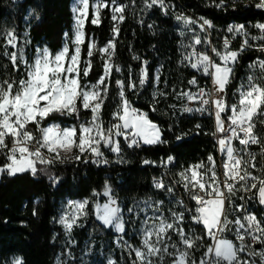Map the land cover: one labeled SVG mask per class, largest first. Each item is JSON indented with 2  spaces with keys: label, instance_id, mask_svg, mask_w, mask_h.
I'll use <instances>...</instances> for the list:
<instances>
[{
  "label": "snow or ice",
  "instance_id": "snow-or-ice-1",
  "mask_svg": "<svg viewBox=\"0 0 264 264\" xmlns=\"http://www.w3.org/2000/svg\"><path fill=\"white\" fill-rule=\"evenodd\" d=\"M214 6L226 9L228 3L218 0ZM249 6L264 11V0H249ZM154 8L167 15L172 5L166 0H139V4L137 0L124 3L73 0L72 29L64 32L62 47L53 53L48 46L37 45L31 59L27 30L18 33L15 28L0 29L3 41L0 56L10 62L15 73L23 72L19 80L12 75L0 80V156L4 158L0 175L31 173L35 177L42 173L55 186L60 177L50 169L57 164L75 161L107 165L113 161L106 152L115 155V163H125L122 141L128 148L167 143L159 125L151 121L146 112L134 107L127 95L128 92L139 94L145 85L151 84L152 111L157 110L161 99L173 95L177 100L189 102L183 104L180 113L206 114L214 118L211 135L221 157L219 167L223 170V179L212 153L206 161L186 168L182 166L171 178L167 171L153 177V187L166 193L169 203L175 205L168 209V216L162 211L164 200L149 198L122 208L106 181L101 191L93 190L91 197L67 201L60 215L54 218L53 222L62 227L66 237L65 249L56 257L55 264H74L71 248L76 241L72 233L74 228L82 226L81 219L90 214L117 234L115 243L128 253L131 264H264V219L258 218L249 207L251 203L264 207V165L258 168L256 164L257 155L264 158V138L256 131L257 121L264 123L260 119L264 117V59L257 57L248 65L249 74L233 91V96H238L236 102L229 104L226 98L228 87L236 78L240 52L255 48L264 53V22L253 25L256 35L250 34L243 24L229 25L226 32L230 35H225L221 46L217 47L206 34L213 27L211 21L175 13L181 38L180 63L210 78L212 87H201L197 76L193 75L188 80L191 88L177 91L174 87L169 93L159 87L163 65L150 71L149 61L139 55L132 56L133 60L141 62L138 73L129 66L126 79L115 78L116 73L123 71L115 63V54L126 12H136L143 25L144 17ZM105 9L113 21L112 35L100 46L95 36L86 32V22L90 20L92 25L99 26ZM28 17L39 19L34 10H30L25 19ZM147 27L151 30L154 24ZM237 37L242 38V42L240 48L234 50L231 45ZM85 45L86 55H83ZM97 54L102 73L93 82L89 76L94 71L93 59ZM3 67L6 70L8 65ZM113 80L118 90L116 103L111 118L105 120L103 112ZM164 83L166 88L167 81ZM168 107L176 109L174 104ZM54 116L70 118L72 122L53 120L49 123ZM201 127L195 125L197 131ZM185 135L181 133L176 139L179 141ZM234 141H238L239 148ZM252 145L259 146V153L250 150ZM174 159L173 156L162 158L158 165L145 159L143 164L169 169ZM256 172L259 175L254 174ZM177 186L183 188L194 206L190 207L177 196ZM236 198L241 203L237 204ZM125 213L130 218L126 219ZM36 214L34 209L33 215ZM186 217L193 225H202L203 234L194 228L186 229ZM137 222L139 227L134 235L140 240L139 246L125 239L126 226L130 223L135 226ZM228 233L235 240L228 238ZM173 235L178 239L174 240ZM197 252L199 257L195 255ZM11 264H23V260L16 257ZM107 264L118 262L109 257Z\"/></svg>",
  "mask_w": 264,
  "mask_h": 264
},
{
  "label": "trees",
  "instance_id": "trees-1",
  "mask_svg": "<svg viewBox=\"0 0 264 264\" xmlns=\"http://www.w3.org/2000/svg\"><path fill=\"white\" fill-rule=\"evenodd\" d=\"M71 1L0 0V29L15 28L18 33L27 30L31 40L28 56L34 53L37 45H46L54 53L62 47L64 32H71L72 29ZM120 2L124 3L125 0H120ZM178 3L180 7L187 10L210 16L215 23L221 26L231 20L264 21V12L255 11L251 7H242L238 2L233 3L236 6L234 11L229 9L230 2L228 7L221 11H217L214 7H207L205 0H178ZM30 10H34V13L39 15V19L28 17L26 20L25 17L28 16ZM125 15V21L120 24L115 54V63L120 64L123 71L115 74V78L126 79L129 66H132L138 73L141 62L132 59L135 54L149 61L150 71L163 65L159 85L161 90L172 93L174 87L177 91L185 89L187 79L199 74L180 63L181 38L178 34L177 21L161 16L156 8L144 17L145 24L143 25L139 23V16L136 12L129 11ZM148 24H154V28L150 30L147 27ZM112 25L110 13L105 9L102 13L101 24L94 26L89 20L86 22V32L94 35L97 43L103 46L111 38ZM2 44L3 41L0 40V46ZM82 54L86 55V45ZM257 57L264 59V53L245 51L239 56L235 67L236 78L227 91L235 87L238 80L247 77L248 64ZM4 64L8 65L6 70L3 67ZM93 66L94 71L90 73L89 79L95 82L98 75L102 73V63L98 54L93 59ZM9 75L19 80L23 72L15 73L10 62L0 56V80L8 78ZM165 80L167 81L166 88ZM116 92L113 80L109 99L106 102L107 106L103 112L105 120L111 118V112L116 103L114 99ZM152 92L153 86L147 84L139 94L128 92L127 95L134 107L146 112L149 119L159 125L163 130V139L167 143L142 144L138 148H128L121 138L125 163H115V155L106 152L109 160L113 161L108 165L97 166L91 162L75 161L57 164L50 169L52 173L60 177V182L55 186L42 173H38L35 177L31 173L15 176H8L6 173L0 175V264H8L10 256H18L23 260V264H55L56 257L65 249L66 240L62 227L53 222L54 218L58 217L60 202L65 198H89L93 190L101 191L106 181L111 185L115 195L119 196V201L123 202L122 208L127 209L136 202L151 198L152 200H164L162 211L165 216L169 215L168 209L175 205L169 203L166 193L152 187L151 177L156 166L145 165L143 161L148 159L158 164L160 159L173 156L174 165L178 169L182 166L186 168L201 160L206 161L210 153L214 155V141L211 135L213 126L211 119L207 117L198 119L187 114L173 115L172 108L168 107L171 105L173 95H169L166 100L161 99L156 106L157 110L152 111ZM261 118L264 120V117ZM53 120L65 124L72 122L70 118L58 116L52 117L48 122L51 123ZM197 124L202 126L199 131L195 128ZM181 133L187 135L178 141L176 137ZM3 163L4 158L0 156V164ZM34 209L36 215H33ZM89 211L91 213V208ZM254 211L260 216L263 209L255 204ZM80 224L82 226L74 228L72 233L76 241L71 248V251L74 250V264H81V260L84 264H107L102 257L90 260L89 257L83 259L81 255L87 248L85 240L89 236L97 240H106L111 238L113 233L109 228L101 225L92 214L84 218ZM185 228H194L203 234L202 226L193 225L188 217H186ZM126 231L131 234L128 227ZM205 243H208L207 239ZM112 256L118 264H131L128 253L122 248H115ZM132 259H134L133 256Z\"/></svg>",
  "mask_w": 264,
  "mask_h": 264
},
{
  "label": "built area",
  "instance_id": "built-area-1",
  "mask_svg": "<svg viewBox=\"0 0 264 264\" xmlns=\"http://www.w3.org/2000/svg\"><path fill=\"white\" fill-rule=\"evenodd\" d=\"M166 2L172 5V8H171V10L169 11V13H168L167 15H165V14H164L159 8H156V9L159 11V14H160L161 16H163V17H168V18H172L173 20H175V18H174V14H175V13H183L184 15L189 16V17H191V18H193V19H197V20H199V18L203 17V18L208 19L209 21H211L213 27H212L211 29H208V31H207L206 34L208 35V37L213 41V43H214L217 47H220V46H221V44H222V38H223L225 35H230V34H228V33L226 32V29H227V27H228L229 25H233V24H243V25H245V26L248 28L250 34H252V35H256V34H258V33H257V30L253 27V25L256 24L257 22H264V21H261V20H246V21H235V20H231V21H228V22L224 23V24L221 26L220 24L215 23V21H214L210 16H208V15H206V14H202V13H200V12H196V11H193V10H187V9H185V8H183V7H180V6H179V3H178V0H166ZM216 2H218V0H205V5H206L207 7H214L217 11H221V10H223V9H219V8H217V7L214 6V4H215ZM227 2H228V4H229V2L231 3V6H230L229 9L232 10V11H234V10L236 9V6H235V8H233V5H234L233 3H234V2H238L239 4L242 5V7H245V8H249V7H251V8H253V10H255V11L264 12V11H261V10H257L254 6H249V0H228ZM241 42H242V38L237 37L235 40L232 41V45H231V47H232L234 50H238V49L240 48V44H241ZM245 51H256V50H255V48H250V49H247V50H245ZM245 51L240 52V55H242ZM257 52H258V51H257ZM210 54H211V53H210ZM240 55H239V56H240ZM214 59H215V57H214ZM256 59H257V58H256ZM256 59H254V60H256ZM254 60H253V61H254ZM250 63H251V62H250ZM250 63H249V64H250ZM249 64H248V65H249ZM119 65H120V64H119ZM116 74H120V73H116ZM191 78H192V77H189V78L187 79V86H186L185 89H189V88H191V86L188 84V80H190ZM242 79H243V78H241L240 80H238L237 85L239 84V82H240ZM197 80H198L199 85H200L201 87H207V88H209V89L212 87L211 80H210V78H208V77H205V76L199 74V75H197ZM237 85H236L235 87H233L230 91H227L226 98H227L229 104L236 102V100L238 99V96H236V97L233 96V91L235 90V88L237 87ZM114 88L117 89L116 86H115V82H114ZM192 90L194 91L195 89H192ZM117 91H118V90H117ZM116 95H117V92H116ZM173 99H174V96L172 97L171 105H172V101H173ZM189 106H193V107H194V106H196V105H195V104H189ZM136 108H137V107H136ZM137 109H139V108H137ZM139 110H141V109H139ZM172 110H173V109H172ZM141 111H143V110H141ZM185 114H187V115H193V116L197 117L198 119H201V118H204V117L210 118V119H211V122H212V126H213V130H212V132L214 131V128H215L214 118L209 117V116L206 115V114H203V115H202V114H199V113H180V114H178V115H185ZM225 119H226V117H225ZM260 119L263 120L262 118H260ZM263 127H264V123H260V121L258 120V121H257V128H256V131H257V133H258L262 138H264V130H263ZM213 141H214V158L216 159L217 164H218V169H217V170H218V173L220 174V178L223 179V176H222V171H223V170H222L221 167H219V162H220V160H221V157H220L219 152L216 151L215 140H214V138H213ZM234 144H235V146H236L237 148L240 147L238 141H234ZM250 150L253 151V152L259 153V146H258V145H252L251 148H250ZM164 159L166 160L167 157L164 158ZM160 161H161V159L158 161V164H159ZM158 164H157V165H158ZM256 164H257V167H258V168H259L261 165H264V158H261L259 155H257V158H256ZM107 165H108V164H107ZM179 170H181V169L176 168L175 165L170 166L169 169H164V168H162V167H158V166H156V170H155L154 174H153L152 177H151V185H152L153 177H159L162 173H164V172L167 171V172H168V177L171 178V176H172L174 173H176L177 171H179ZM254 174L259 175V172H256V173H254ZM177 178H178V177H177ZM152 187H153V185H152ZM241 194H242V193H241ZM116 196L118 197V200H120L119 196H118V195H116ZM177 196H178V197H182V198L185 200V202L189 204L190 207H191V206H194V202L190 201V200L187 198V196L184 194L183 188L180 187V186H177ZM235 202H236L237 204L241 203V201H240L238 198H236ZM255 204H256V203H251V204L249 205V207H250V210L256 214V212L254 211V205H255ZM256 215H257V214H256ZM257 217H258V218H261V219H264V210H263V212L261 213V215H260V216L257 215ZM226 235L228 236V238L235 240V237L232 236L230 233H228V234H226ZM257 247H259V245H257Z\"/></svg>",
  "mask_w": 264,
  "mask_h": 264
},
{
  "label": "rangeland",
  "instance_id": "rangeland-1",
  "mask_svg": "<svg viewBox=\"0 0 264 264\" xmlns=\"http://www.w3.org/2000/svg\"><path fill=\"white\" fill-rule=\"evenodd\" d=\"M72 2H73V0L71 1V5H72ZM71 5H70V7H71ZM73 15V14H72ZM72 24H73V22H72ZM41 47H43V45L41 46ZM33 54H31L30 56H29V59H31V56H32ZM247 70H248V74H249V68L247 67ZM185 103H189L188 101H186V100H177L175 97H174V99H173V101H172V104H174V105H176V109H173V112L175 111V113L176 114H180V112H179V109L183 106V104H185ZM112 154V153H111ZM114 155V154H113ZM116 157H114V159H115ZM113 159V160H114ZM83 199H85V198H81V199H72V198H65L63 201H61L60 202V204H59V208H58V216L60 215V213H61V211L63 210V208H64V206H65V204H66V202L67 201H69V200H72V201H78V200H83ZM143 201H145V200H143ZM120 202V204H121V207H122V204H123V202L122 201H119ZM140 202V201H139ZM137 203V202H136ZM135 203V204H136ZM135 204H133V205H135ZM132 205V206H133ZM149 214H151V213H149ZM142 215V214H141ZM125 216H126V219H128V218H130L128 215H127V213H125ZM84 219V218H83ZM83 219H81V221H80V223H82V220ZM99 222V221H98ZM100 223V222H99ZM202 226V225H201ZM126 227H128L129 229H130V233L131 234H128V236H125V239H127V240H129L131 243H133L134 245H136V246H139V244H140V240H139V238L137 237V236H135L134 235V232L136 231V228H138L139 227V223L137 222L136 223V225L134 226V225H132L131 223H130V226H129V224L126 226ZM110 229V228H109ZM110 231L113 233V236L111 237V238H109V239H106V240H104V239H99V240H97L96 238H93V237H91V236H89L86 240H85V243L87 244V248H85V251L82 253V255H81V257L83 258V259H87L88 257H89V259L90 260H95V259H97L98 257H102L104 260H108V258L109 257H111L112 259H114L113 258V256H112V251L116 248V249H119V248H121V247H119L116 243H115V241H116V238H117V234L112 230V229H110ZM128 233V232H127ZM134 237V238H133ZM132 239H134V240H132ZM173 239L175 240V239H178L175 235H173ZM203 249H201V251H202ZM64 250H62L58 255H60L62 252H63ZM74 252V250H72V253ZM195 255L197 256V257H199V255H200V253L199 252H197V253H195ZM16 257H18V256H10L9 257V260H8V264H11V261L14 259V258H16ZM133 257H134V254H133ZM135 258V257H134Z\"/></svg>",
  "mask_w": 264,
  "mask_h": 264
},
{
  "label": "water",
  "instance_id": "water-1",
  "mask_svg": "<svg viewBox=\"0 0 264 264\" xmlns=\"http://www.w3.org/2000/svg\"><path fill=\"white\" fill-rule=\"evenodd\" d=\"M264 210V207H261Z\"/></svg>",
  "mask_w": 264,
  "mask_h": 264
}]
</instances>
